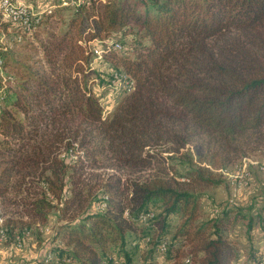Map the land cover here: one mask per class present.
Segmentation results:
<instances>
[{
  "label": "trees",
  "instance_id": "obj_1",
  "mask_svg": "<svg viewBox=\"0 0 264 264\" xmlns=\"http://www.w3.org/2000/svg\"><path fill=\"white\" fill-rule=\"evenodd\" d=\"M53 15L37 16L35 46L0 77L6 234L57 207L68 225L54 236L65 240L41 264H165L180 252L166 234L177 214L173 235L189 262L201 251L194 264H231L230 208L194 224L197 201L184 186L217 182L210 170L264 149V0H83L58 31ZM2 20L15 41L29 36ZM127 28L129 54L103 53L115 67L106 84L115 73L134 84L105 116L88 87L87 43ZM11 47L0 43V70ZM184 159L194 167L179 173L172 160Z\"/></svg>",
  "mask_w": 264,
  "mask_h": 264
},
{
  "label": "rangeland",
  "instance_id": "obj_2",
  "mask_svg": "<svg viewBox=\"0 0 264 264\" xmlns=\"http://www.w3.org/2000/svg\"><path fill=\"white\" fill-rule=\"evenodd\" d=\"M14 1L30 6V16L35 18L49 11V9H54L55 15L48 19L49 23H51L50 27L55 31L62 29L63 23L69 19L73 11V6L76 4H64V0ZM78 1L81 2L83 0ZM2 19L3 18L0 16V22L3 21ZM45 22H47V20ZM44 27L45 25L43 24L40 31H42ZM1 28L0 43H4L5 41V43H10L12 45L8 57V60L10 59V65L0 70V77L3 78L8 73L14 72L13 65L15 59L24 61V55L29 53L27 43L29 42L31 43L30 45L33 46H35L36 43L32 38L33 36L31 37L30 35L25 36L21 41H15V38H13L15 35V32H13L14 29L9 26L6 28L7 32H3V28ZM40 31L37 34H40ZM25 34L28 35L27 33ZM17 37L19 38L20 36L18 35ZM132 37L131 32L127 28L121 32H112L105 38L107 42L111 40L119 42L120 48L114 51L115 55H122L125 53L128 55ZM99 42L98 39H93L87 43L89 47L88 50L91 52V66L94 70L88 87L92 94L97 97L102 107L103 114L107 116L122 97V85L120 81H118V78L116 81L111 82V86L106 84L110 80V74L115 67L110 63L109 56L105 58L103 54L98 56L93 52L94 47H99L101 45ZM118 69H121V67L119 66ZM189 148L190 147H188V149ZM172 163H174L179 173H185L188 171V168L194 167L189 160L186 159L181 162L172 160ZM238 169L246 170L249 173L247 178H244L246 183L240 186L235 183L238 176L241 175V177H243ZM210 171L211 177L217 182L210 184L186 182L187 184L184 186L190 190L197 201V217L194 224L200 222L205 223L217 219L222 209H224V207H229L228 219L231 221V224L226 234L234 250V259L231 264H251L256 260L258 255L264 251V149L260 147L257 150L249 152L242 158L236 159L227 165L226 168ZM206 174L209 175L208 172H206ZM187 176L177 177V179L186 181L185 179L188 178ZM1 209L2 208H0V210ZM216 213H218V215ZM17 221H24V219L19 220L18 218ZM181 222L182 219H180L177 214H171L169 216L168 232H166V234L172 242L175 239L174 242L177 243L180 252L176 259L165 264H194L202 254L201 251H198L196 255L192 256V263L191 261L185 263L184 260L189 258L187 254L188 246L182 244L180 240L181 237L174 238L173 235L176 228L180 227ZM59 223L62 227L68 225V221L63 222L61 220L59 209L54 207L49 212L47 220L44 223L37 225L36 223L29 222L22 225V227L21 225L18 227V225L16 228H9L6 238L0 240V264H41V259H43L45 253L50 248L61 244L62 241L65 240L62 236L57 238L54 236L56 229H59ZM0 225H2L1 219ZM23 226H27L28 230L24 231L22 229ZM16 237H18L21 242L20 247L15 244ZM49 264L57 263L53 262ZM135 264H142V262H135Z\"/></svg>",
  "mask_w": 264,
  "mask_h": 264
},
{
  "label": "built area",
  "instance_id": "obj_3",
  "mask_svg": "<svg viewBox=\"0 0 264 264\" xmlns=\"http://www.w3.org/2000/svg\"><path fill=\"white\" fill-rule=\"evenodd\" d=\"M79 1H74V0H64L63 3H78ZM29 12H30V6H20V2H16L14 0H0V16L8 20L14 24H17V17H24V31L25 30H31L34 27V22L35 20H30L29 19ZM107 42V41H105ZM100 43V42H99ZM104 43V42H103ZM95 48V47H94ZM104 52L100 53V56ZM118 76H125V82H127V87H131V79L129 75L120 73V74H114L113 76V81H116ZM132 89V88H131ZM235 183L240 186L245 184L246 182L244 181V177L238 176V179L235 181ZM126 214V213H125ZM6 238V234H0V240H3ZM15 244L16 246L20 247L21 242L16 237L15 239ZM163 243L161 244V246Z\"/></svg>",
  "mask_w": 264,
  "mask_h": 264
},
{
  "label": "bare ground",
  "instance_id": "obj_4",
  "mask_svg": "<svg viewBox=\"0 0 264 264\" xmlns=\"http://www.w3.org/2000/svg\"><path fill=\"white\" fill-rule=\"evenodd\" d=\"M20 6H26V5H24L23 3H20ZM29 19L30 20H35L34 26H35V23L38 22V20H37L38 18L30 16V12H29ZM17 24H20L24 28V17H17ZM31 30H25V32L28 35H30L31 32H32ZM119 48H120L119 42L111 40V41H108V42L101 43V45L99 47L93 48V52L95 54H97L98 56H100V53H102V52L105 53V52H108V51H116ZM117 78H118V81H120V84L122 85V88H124V90L126 92H129L131 90V88L133 87V84H134L133 80L131 79V87H127V82H125V76H118ZM238 171H240L242 173L244 178H247L249 173L246 170L238 169ZM145 217L146 216H144L143 218H145ZM0 234H6V230H5V228L2 225H0ZM164 248H165V243H163V245L160 247V249L164 250ZM184 261H185V263L189 262V260L187 258ZM159 264H162V263L160 262ZM256 264H264V253L263 252L260 254V257H259L258 262Z\"/></svg>",
  "mask_w": 264,
  "mask_h": 264
}]
</instances>
